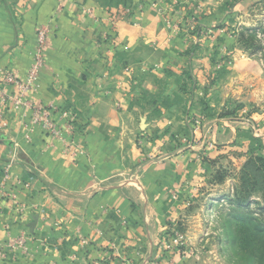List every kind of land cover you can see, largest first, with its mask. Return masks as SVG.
<instances>
[{
	"label": "crops",
	"instance_id": "1",
	"mask_svg": "<svg viewBox=\"0 0 264 264\" xmlns=\"http://www.w3.org/2000/svg\"><path fill=\"white\" fill-rule=\"evenodd\" d=\"M80 1L65 0L57 13V0H0V70L25 76L36 29L49 25L35 101L53 106L62 128V114H75L81 142L71 164L46 134L26 140L20 112L6 114L0 178L9 165L14 199L0 198L7 253L0 264H145L165 233L161 206L170 180L163 173L175 165L172 141L184 128L187 99L176 66L188 44L168 35L149 8L130 25L119 17L122 8L102 6L108 0ZM149 156L173 158L151 163ZM21 237L27 252L11 247Z\"/></svg>",
	"mask_w": 264,
	"mask_h": 264
},
{
	"label": "rangeland",
	"instance_id": "2",
	"mask_svg": "<svg viewBox=\"0 0 264 264\" xmlns=\"http://www.w3.org/2000/svg\"><path fill=\"white\" fill-rule=\"evenodd\" d=\"M79 6L85 8L81 1ZM102 6L122 8L119 17L130 25H138L149 8L168 35L189 47L179 52L186 59L183 66H176L187 99L184 128L172 141L175 165L163 173L170 180L161 206L166 229L145 264H248L233 237L243 222L264 221V192L245 188L261 185L249 160L264 159V0H108ZM25 114L29 122L30 114ZM67 116L69 131L59 118L52 119L61 140L50 138L40 126L30 127L29 136L46 134L61 145L63 158L75 164L81 156V142L74 139L79 127L75 114ZM131 261L138 264L116 262Z\"/></svg>",
	"mask_w": 264,
	"mask_h": 264
},
{
	"label": "built area",
	"instance_id": "3",
	"mask_svg": "<svg viewBox=\"0 0 264 264\" xmlns=\"http://www.w3.org/2000/svg\"><path fill=\"white\" fill-rule=\"evenodd\" d=\"M65 0H57L56 12L62 11ZM50 34V26H40L36 31L37 44L32 57V63L27 74L23 77L18 76L16 72L11 69L0 70V129L7 127L6 114L12 112L14 114L21 113L25 124V138L28 141L33 126H40L41 130L46 133L50 138L62 139L60 129L55 125L52 120V112L55 108L51 105H42L35 101V93L38 88L39 72L43 67L44 52L47 46V37ZM30 114V121L26 122V114ZM63 117L67 118V114L63 113ZM29 127V128H28ZM66 130H71L72 123L66 122ZM65 154L67 151H65ZM9 169L7 165L3 169V174L0 178V198L13 200L14 195L7 189V182L9 180ZM176 237H179L176 234ZM13 249L27 252L25 246V239L19 238L14 245ZM7 258V253L0 249V260Z\"/></svg>",
	"mask_w": 264,
	"mask_h": 264
},
{
	"label": "trees",
	"instance_id": "4",
	"mask_svg": "<svg viewBox=\"0 0 264 264\" xmlns=\"http://www.w3.org/2000/svg\"><path fill=\"white\" fill-rule=\"evenodd\" d=\"M249 169L252 176L259 183L254 185L245 184L248 193L251 191L264 192V159L256 158L249 160ZM233 244L238 245L242 250V258L248 264H264V221L258 219H250L243 222L240 227L235 230Z\"/></svg>",
	"mask_w": 264,
	"mask_h": 264
}]
</instances>
